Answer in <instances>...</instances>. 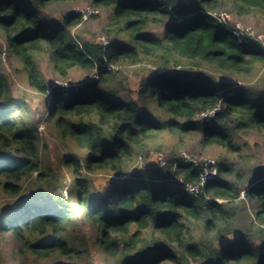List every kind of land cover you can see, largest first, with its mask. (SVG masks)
<instances>
[{"label": "trees", "instance_id": "trees-1", "mask_svg": "<svg viewBox=\"0 0 264 264\" xmlns=\"http://www.w3.org/2000/svg\"><path fill=\"white\" fill-rule=\"evenodd\" d=\"M34 1L44 6L71 0ZM227 1L238 15L258 13L264 20V0ZM92 2L111 8L114 21L123 22L106 46L79 45L70 34L69 28L83 20L80 12L54 21L22 0H0L5 51L21 63L33 92L47 98V120L62 137L86 151L82 157L62 158L74 175L69 196L47 191L54 181L51 174L39 172L36 130L28 116L16 113V106L25 105L12 95L0 72V192L22 196L0 215V237L9 234L19 243L13 258L26 252L40 259L60 254L70 260L54 264H77L81 251L70 246L62 232L85 220L97 232L95 242L110 264H264V176L255 175L254 185L246 190L255 212L249 221L238 205L242 201L234 179L225 177L237 173L241 178L242 173L226 158L218 166L223 176L208 179L197 191H188L186 184L200 185L203 163L176 158L177 177L170 184L160 165L146 169L133 165L136 150L164 130L173 136L203 131L205 145L241 153L229 127H208L200 116L213 111L217 122L231 124L237 118L242 130L253 125L264 129V79L256 80L263 86L257 92L251 84L224 81L195 67L206 64L248 80L256 63L264 61V47L254 38L240 39L212 14L220 0ZM171 4H176L174 19L161 35L150 32L151 23L161 22L157 18L172 14ZM40 53L59 79H67L73 69L98 70L97 78L85 79L74 90L49 81L40 66ZM102 59L109 69L99 64ZM124 62L149 68L150 73L139 79L137 96L149 90L154 98L150 116L135 99H115L114 92L101 90L116 82L119 70L113 67ZM172 64L185 68L171 69ZM76 91L80 94L70 99ZM220 100L224 107L219 109ZM34 172H39L38 188L23 195V182ZM100 172L110 178L97 183L95 174ZM126 175L135 181H124ZM190 221L201 223L213 238L194 239Z\"/></svg>", "mask_w": 264, "mask_h": 264}, {"label": "rangeland", "instance_id": "rangeland-1", "mask_svg": "<svg viewBox=\"0 0 264 264\" xmlns=\"http://www.w3.org/2000/svg\"><path fill=\"white\" fill-rule=\"evenodd\" d=\"M165 3L168 0H160ZM188 1V0H184ZM195 0H191L194 2ZM23 4L36 6L40 9L41 13L45 16L52 18L54 21H60L62 17L70 12L82 13L83 20L79 24L69 28L70 34L77 38V43L82 45L83 43H93L96 45L106 46L107 43L116 36L114 29L122 26L123 22L116 23L113 19V10L109 7H100L93 4L92 0H71V1H58L50 3L48 5L41 6L38 1L34 0H22ZM170 12L167 13L161 22H153L148 27V30L153 33L162 34L167 23L172 21L175 17L176 4H171ZM216 18L220 19L222 24L229 27L240 38L245 37L254 38L259 41L264 47V20L258 13H249L244 16H240L235 13L232 5L227 0H220L218 8L212 13ZM157 23V24H156ZM109 32H105V31ZM1 51H0V72L4 75L6 82L12 95L19 98L22 101V105L25 106H12L19 116L27 117L29 123H32L36 130L38 137L37 143L39 146L38 151V163L41 164L40 171L49 173L52 175L54 184L47 188V191L52 193H60L63 196H69L68 188L72 183L74 175L69 171L68 167L63 163V157L68 155H76L82 157L86 152L80 149L71 139L68 137H62L57 132L54 126L46 118V104L47 98L40 94H36L29 87L27 83V76L22 71L21 63L18 59L11 55L8 51H5L4 39L0 37ZM40 66L44 73V76L49 81H56L57 84L65 85V88L74 90L87 78H97L98 70H85L73 69L70 71L67 79H59L50 69L47 64V56L44 53L39 54ZM103 60V59H102ZM101 66L109 69L106 66L105 61L99 63ZM105 64V65H104ZM113 68L119 70V78L114 83H108L109 85H103L101 90L114 92L112 98L115 99H135L138 101L139 106L147 112L150 116L152 112V106L154 105V98L149 97V90L145 91L141 97L138 98L137 92L139 90V79L144 75L150 73L149 68L145 67L142 63L124 62L120 66H114ZM171 69L185 68L180 64H172ZM196 69L204 70L210 73L212 76L223 79L224 81H234L239 83H246L253 85L258 92L263 91V86L256 80L264 79V61L256 63V67L252 76L247 80H238L235 76L223 71L217 70L209 65H197ZM255 80V81H254ZM252 81V82H251ZM79 91L70 94V99L76 97ZM147 99V102H145ZM220 107H224L222 101H219ZM218 109V108H217ZM213 113V111H212ZM209 116H200L204 119L211 128L215 127H229L233 132L235 141L241 146V153H234L227 151L220 146H207L204 144L206 133L203 131L193 133L191 135L173 136L169 131L164 130L155 138L145 142L144 147L137 149L133 157V165L142 167L144 169L151 166L159 165L157 163V157L162 154L166 163L160 165L162 172L165 174L166 183L170 184L175 178L174 170L176 169L175 159L180 158L183 154H188L193 158L203 160L210 159L219 161L221 158H226L227 162L233 165L237 172L242 173V177H238L237 173L230 176H225L227 179H234L236 187L240 191V199L242 202L238 203L240 209L248 214L249 221L254 219V205L247 196V189L254 185L255 175L264 176V129L258 125L242 130L240 128L239 119L235 118L229 124L226 122H217L213 119V114ZM30 114V115H29ZM32 114L34 120L32 121ZM199 117V118H200ZM208 131V129L206 130ZM146 152L150 153V156H146ZM173 160V164H170ZM135 170V169H134ZM133 170V171H134ZM39 172H34L33 176L24 180L23 195H32L38 188V182L35 181ZM124 181L132 183L135 179L126 175ZM217 177H222L221 172L216 173ZM124 177V176H123ZM178 177H181L178 176ZM110 178L105 172L95 174L96 182L107 181ZM256 183V182H255ZM166 185V184H164ZM55 188V190L53 189ZM47 192L46 195H49ZM22 195V194H21ZM42 194L39 193L38 197ZM22 196H10L0 192V215L7 207H14L21 200ZM71 200V198H70ZM75 208L74 201H70ZM244 219V218H243ZM247 219L241 224L242 227L247 226ZM189 227L192 229L193 238L196 240L206 241L213 238V233L206 232L201 223L190 221ZM62 235L72 247H78L81 251V256L76 257L77 264H110V261L106 258L103 252L98 248L96 238L97 232L94 231L92 226L85 220H77L76 223L67 226L63 229ZM219 242V241H218ZM19 247V243L11 235H7L4 238L0 237V264H54L56 262L66 263L70 259L61 256L60 254H54L51 257L35 258L30 253L20 255L16 254L13 258V252Z\"/></svg>", "mask_w": 264, "mask_h": 264}, {"label": "built area", "instance_id": "built-area-1", "mask_svg": "<svg viewBox=\"0 0 264 264\" xmlns=\"http://www.w3.org/2000/svg\"><path fill=\"white\" fill-rule=\"evenodd\" d=\"M211 113H212V111H208V112H204L202 114H203V116L206 117V116H209V114H211ZM180 159L185 161V162L193 163L194 165H199L200 163L204 164V170L200 176V180H201L200 185L197 186V185H192V184L187 183L186 189L188 191H197L200 189V187L205 185V183L207 182L208 179L217 177L216 173L219 172L218 171L219 164H218V161H216V160H213V162L208 158L203 159V160H199V159L191 157L190 155H188L186 153L183 154V156L180 157ZM157 163L161 166L166 163V160L164 159V156L162 154H160L157 157Z\"/></svg>", "mask_w": 264, "mask_h": 264}]
</instances>
